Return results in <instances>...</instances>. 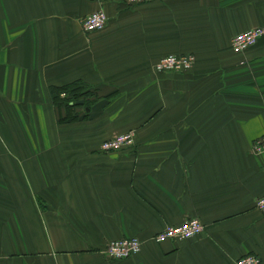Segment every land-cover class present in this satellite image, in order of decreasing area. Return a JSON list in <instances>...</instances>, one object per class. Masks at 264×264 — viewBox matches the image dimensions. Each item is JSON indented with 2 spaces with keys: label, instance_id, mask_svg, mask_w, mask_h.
I'll return each mask as SVG.
<instances>
[{
  "label": "crops",
  "instance_id": "0c3cea01",
  "mask_svg": "<svg viewBox=\"0 0 264 264\" xmlns=\"http://www.w3.org/2000/svg\"><path fill=\"white\" fill-rule=\"evenodd\" d=\"M103 10L101 31L80 21ZM264 0H0V264H264ZM195 57L155 73L168 55ZM79 81L96 97L59 125L49 90ZM84 103H82L83 105ZM134 130L103 154L100 141ZM204 225L155 243L167 226ZM136 237L121 261L101 251Z\"/></svg>",
  "mask_w": 264,
  "mask_h": 264
},
{
  "label": "built area",
  "instance_id": "2783aa9c",
  "mask_svg": "<svg viewBox=\"0 0 264 264\" xmlns=\"http://www.w3.org/2000/svg\"><path fill=\"white\" fill-rule=\"evenodd\" d=\"M129 5H136L150 0H126ZM107 24V16L103 10L99 9L89 13L80 21L81 31L91 33L101 31ZM264 35V29L260 27L252 28L234 36L230 41V48L233 53L239 54L252 47ZM195 57L187 55H168L161 58L153 65L155 73H183L192 68ZM133 144V133L126 132L114 136L103 142L101 149L105 151H118L128 148ZM251 153L256 156L264 155V135L253 142ZM255 209L264 214V196L255 201ZM203 224L197 218H189L183 223L175 226H168L158 232L154 240L158 243L173 240L184 241L194 239L203 232ZM141 249V242L136 237L123 238L111 241L105 248L108 258L114 260H125L137 255ZM260 260L253 254H247L235 262V264H259Z\"/></svg>",
  "mask_w": 264,
  "mask_h": 264
},
{
  "label": "trees",
  "instance_id": "16d2710c",
  "mask_svg": "<svg viewBox=\"0 0 264 264\" xmlns=\"http://www.w3.org/2000/svg\"><path fill=\"white\" fill-rule=\"evenodd\" d=\"M88 88L90 87L79 81L65 86L50 88L49 95L53 106L63 113L57 120L59 124L71 123L79 119L75 109L76 105L73 102L86 96L85 92ZM62 93H65L67 97H61Z\"/></svg>",
  "mask_w": 264,
  "mask_h": 264
},
{
  "label": "rangeland",
  "instance_id": "374dc122",
  "mask_svg": "<svg viewBox=\"0 0 264 264\" xmlns=\"http://www.w3.org/2000/svg\"><path fill=\"white\" fill-rule=\"evenodd\" d=\"M87 95L86 96H84V97H82V98H79V99H77L75 102H73L75 105H76V107H75V109L76 110H81V111H83V108H86L87 106H90V104L92 103V101H93V98L94 97H96V95H95V92H94V90L93 89H91V88H88V89H86V92H85ZM61 97H67L66 95H65V93H62L61 94ZM78 101H83V105L81 104H76ZM55 110H57L56 108H55ZM59 118V117H58ZM58 118H57V120H58ZM58 123V122H57ZM59 124V123H58ZM59 125H64V124H59ZM127 132H132L133 133V144L131 145V146H129L128 147V149L129 148H131L133 145H134V143H135V137H136V134H135V131L134 130H129V131H127ZM124 133H126V132H124ZM120 134H122V133H120ZM116 135H119V134H115V135H111V136H109V137H107V138H105V139H103V140H101L100 141V144H99V151L101 152V153H103V154H106V153H112V152H118V151H123V150H125V149H127V148H123V149H120V150H118V151H105V150H102L101 149V144L103 143V142H105V141H107V140H109V139H111V138H113L114 136H116ZM260 138V137H259ZM258 139V138H257ZM256 139V140H257ZM256 140H254L253 142H255ZM253 144V143H252ZM252 146V145H251ZM250 152H251V148H250ZM252 154V153H251ZM256 156V155H255ZM260 156H264V155H260ZM258 199V198H257ZM256 201V200H255ZM254 207H255V204H254ZM260 213V212H259ZM260 214H262V213H260ZM204 226V225H203ZM168 227V226H167ZM166 228V227H165ZM203 231H204V228H203ZM203 234V232L200 234V235H202ZM154 237H155V235L152 237V241L153 242H155V243H157L158 244V242H156L155 240H154ZM140 241V240H139ZM111 242V241H110ZM109 242V243H110ZM141 242V241H140ZM109 243H107L106 245H105V247L102 249V251H101V253H102V255H105L106 256V254H105V248L107 247V245L109 244ZM162 243V242H161ZM141 250V249H140ZM107 257V256H106ZM108 258V257H107ZM109 260H113V261H121V260H114V259H111V258H108Z\"/></svg>",
  "mask_w": 264,
  "mask_h": 264
},
{
  "label": "water",
  "instance_id": "95a60500",
  "mask_svg": "<svg viewBox=\"0 0 264 264\" xmlns=\"http://www.w3.org/2000/svg\"><path fill=\"white\" fill-rule=\"evenodd\" d=\"M82 103H83V101H78L76 104H80L81 105Z\"/></svg>",
  "mask_w": 264,
  "mask_h": 264
}]
</instances>
